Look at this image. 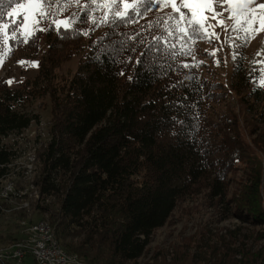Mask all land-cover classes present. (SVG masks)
<instances>
[{
    "label": "trees",
    "instance_id": "1",
    "mask_svg": "<svg viewBox=\"0 0 264 264\" xmlns=\"http://www.w3.org/2000/svg\"><path fill=\"white\" fill-rule=\"evenodd\" d=\"M2 8L0 57L4 43L7 48L11 45L10 54L17 47L31 58L38 56L41 45L44 49L32 79L15 86L6 83L7 78L0 79V183L16 158L2 139L26 130L37 119L26 107L47 98L50 140L37 150L36 186L41 200L52 202L38 209L48 213L62 250L76 255L83 264H136L153 232L168 222L178 203L204 191L211 203L224 205L229 176L240 168L242 179L223 214L264 225V127L257 128L254 118H242L249 106L230 108L214 120L210 105L223 101L226 93L220 90V83L201 78L196 68L178 67L186 58L182 55L167 59L178 68L167 76L156 70L134 72L141 52L156 43L155 37L166 35L154 23L159 16L117 30L143 41L135 53L119 56L120 60L132 56L125 65L113 64L110 57L97 59L102 45L94 42L112 31L108 26L75 25L81 30L94 29L88 36L72 31L61 36L52 27L37 32L25 44L22 37L12 39L4 28V23L14 27L22 21L21 15H7L9 0H3ZM73 13L82 14L81 9H68L64 16ZM103 15L89 11L97 22ZM150 21L153 26L149 29ZM196 42L189 41L187 48ZM108 43L103 40V45ZM129 43L135 46V41ZM152 55L158 56L154 51ZM75 58L76 71L62 76L63 65ZM236 60L232 71L236 83L230 92L240 100L242 96L259 99V91L264 89L250 85L252 78L241 57ZM122 68L125 75L118 74ZM178 99L183 103L177 105ZM174 116L184 121L180 135L172 134L179 127L173 123ZM253 231L238 227L228 239L219 233L203 236V244L196 241L191 253L192 241L188 240L179 247L182 256L178 259L174 251L171 264H264V230L255 236ZM249 240L252 243L247 247L245 241ZM259 242L262 244L253 246Z\"/></svg>",
    "mask_w": 264,
    "mask_h": 264
},
{
    "label": "rangeland",
    "instance_id": "2",
    "mask_svg": "<svg viewBox=\"0 0 264 264\" xmlns=\"http://www.w3.org/2000/svg\"><path fill=\"white\" fill-rule=\"evenodd\" d=\"M166 2H169V0H166ZM208 2L211 3L212 0H208ZM257 2L264 3V0H257ZM85 3H87V0H80L81 6ZM92 7L95 8L96 5L93 4ZM227 7H229V3H224L217 7L216 10L223 11V9ZM237 7L238 5L233 2L232 8L235 9ZM68 9L75 12L77 9H81V7H78L74 3ZM104 11H106L105 8H99L95 13L99 16L103 15ZM171 11V7L164 8L161 11H152L147 13L143 19H154L157 16ZM16 14L21 15L22 20H24L25 14H27L28 27L20 31L28 35L36 21V17L32 14L28 6V0L24 3L23 7L17 9L15 15ZM56 19L59 21L61 17H56ZM220 19L225 21L224 25H217V21L212 20L211 23L213 27L207 29L209 34L213 31L219 34V39L213 37L211 42L204 39L196 43H191L192 54L184 58L182 62L188 63L191 65L190 67L196 68L198 75L206 81L220 83V90L226 93L224 94L225 99L223 101L220 103L213 102L210 105V116L213 117L214 120L217 121L219 117L230 108L236 110L240 105L246 106L247 104L249 108L247 109L246 107L245 111H243L244 116L242 118H254L256 127L263 128L264 92L259 91L260 100H252L247 96L240 97V100L230 92V88L236 83L232 71L234 62L237 61L236 59L238 57H241L243 62L242 65L249 73V77L252 78L249 81L250 85H255L257 88L259 86L256 81L264 79V30H260V24L257 22V31L252 33L251 39L244 44L236 40L235 44L237 46L233 47L232 39L235 37L236 33L231 30L230 25L232 21L228 19V12H224ZM51 22V18L45 20L40 27L44 28ZM226 26H228L227 31L225 30ZM247 30H252L251 22ZM7 39L8 37H5L6 43ZM8 45L9 47L7 48V44L4 43L5 50L0 57V79L7 78L8 81L11 80V84L14 86L16 83L23 80L32 79L37 74L38 62L43 56L42 52L44 45H41V51L36 58H31L27 52H22L17 47H12L13 51L9 54L11 45ZM185 47L188 46L186 45ZM214 50L215 56L209 55V53ZM234 54H237L235 59ZM77 60L78 58L72 59L70 62L63 65L59 73L62 76L72 75L76 71ZM18 61H23L24 63H18ZM217 61H219V63H217ZM32 62H36L35 65ZM197 62L202 63L199 64V66H195ZM243 85L245 84L243 83ZM260 88L264 89V87ZM26 110L37 119L32 121L29 127L21 133H13L2 139V144L16 153V158L12 165L13 167L10 168L11 172H9L7 177L0 183V192L5 188L7 194L5 195L3 191L4 197L0 195V257L2 258V264H36L31 256L30 250L31 242L29 237L31 236L29 229L31 225L33 226L40 222H46L50 225L49 227L53 235V226L51 225L48 213L41 212L38 209L42 205L51 204L52 199H48V201L45 202L41 200L38 195V187L36 186L40 165L37 160L31 163L28 159V157L34 153L36 156L37 150L50 140L51 119L49 117V101L47 98L34 100L26 107ZM249 136L250 138L254 137L253 135ZM29 164L33 165L27 169ZM241 171L242 168L236 171V175L229 176V191L225 203L229 201L232 194L236 192L239 181L242 179ZM9 187L10 190L7 189ZM225 203L221 206L216 203H211L207 197V192L204 191L201 194L187 197L184 201L178 203L168 222L162 228L153 232L143 257L140 258L136 264H171L173 263L171 259L173 258L174 251H176L175 258L178 259L182 256V251L179 247L190 240L192 243L190 244L189 252H193V246L196 241L201 245L203 244L201 241V239L204 238L203 236L209 238L210 235L219 233L228 239V234L230 235V232H234L238 227L246 228L249 231L254 230V236L257 231L264 230V225L257 226L250 223H243L237 218L223 214V210L226 207L229 208ZM231 208L230 206V209ZM251 240L245 241L247 247L251 246ZM260 244L262 243L259 242L253 246ZM59 249L61 248L59 247ZM62 251L66 253L64 250ZM16 253L23 255L21 262L14 259L13 254ZM66 255L75 257L78 264H83L76 255L68 253H66ZM8 257L9 259L3 260Z\"/></svg>",
    "mask_w": 264,
    "mask_h": 264
},
{
    "label": "snow or ice",
    "instance_id": "3",
    "mask_svg": "<svg viewBox=\"0 0 264 264\" xmlns=\"http://www.w3.org/2000/svg\"><path fill=\"white\" fill-rule=\"evenodd\" d=\"M235 2L238 7L233 9L232 3ZM75 3L81 7V15L77 16L73 13L71 16L65 17L63 14L67 12L68 8ZM229 3V7L224 8L223 11H217V7ZM96 7L93 8L92 5ZM3 0H0V22L4 21V10L2 8ZM22 0H9V7L11 11L7 13L9 17L13 16L17 9L23 7ZM28 6L32 14L36 17L35 24L28 35L20 31L28 27V17L25 14L24 20L15 24L13 27L8 23H4V28L8 30L12 39H20L23 37L22 42L27 44L33 40L36 33L39 31H49L55 27L58 34L61 36L69 31L75 32L76 35L88 36L90 31L94 30H81L76 28L75 25L91 22L96 27L108 26L112 29L111 32L105 33V36L98 42L102 46L99 50L97 59L101 56L110 57L113 64H128L132 61V56L128 55L125 60H120L119 56L126 52L135 53L137 48L143 41H136V37L117 31L122 26L138 23L139 19L145 18L147 13L152 11H161L164 8L171 7L172 11L164 13L155 20L156 26H162L166 35L155 37L156 43L150 45L145 51L141 52L140 57L136 59V64L133 70L136 75L140 74L142 69L145 73L156 70L158 75L167 76L169 72H176L178 68H173L171 64L167 63L169 57L175 59L177 56H190L192 49L185 47L189 41H198L211 39L215 37L219 39V34L214 31L209 34L207 29L212 28V20L217 21V25H224L225 21L220 19L224 12H228V19L232 21L230 25L232 32L236 33L232 39V46L236 47V40L241 44L247 43L252 37V33L257 31L256 23L259 22L260 30H264V3H258L257 0H87V3L80 5V0H28ZM99 8H105L104 15L99 18L95 16L89 17V11L95 12ZM56 17H61L58 21ZM51 18L52 23L48 28L40 27V25ZM252 24V30L248 31L249 24ZM153 22L150 21L147 27L150 29ZM63 29V31H61ZM228 30V26L225 27ZM20 33L17 35V33ZM242 33V35H241ZM123 37L122 39H112L113 36ZM139 35V33H137ZM108 39L109 43L103 45V40ZM135 41V46L129 43ZM2 41H0V48H2ZM156 52L158 56H153L152 53ZM10 54V53H9ZM209 55L215 56V50L210 52ZM237 54H234V59ZM18 63H24L18 61ZM34 65L36 62H32ZM202 62H197L195 66H199ZM219 63V61H217ZM191 65L181 62L178 67L188 68ZM239 70V67L236 69ZM125 75V70L122 68L118 73ZM129 80L133 77L129 76ZM186 80H194L195 77H185ZM6 83H12L11 80ZM182 83V82H181ZM259 87H264V79L256 81ZM203 87V85H199ZM175 87V85H173ZM255 90V89H254ZM183 102L177 100L176 104L180 105ZM173 123L177 129L172 133L173 135H180L183 132L184 121L174 116Z\"/></svg>",
    "mask_w": 264,
    "mask_h": 264
},
{
    "label": "bare ground",
    "instance_id": "4",
    "mask_svg": "<svg viewBox=\"0 0 264 264\" xmlns=\"http://www.w3.org/2000/svg\"><path fill=\"white\" fill-rule=\"evenodd\" d=\"M29 161L32 163V162H36V156H35V153L32 154L30 157H28ZM33 165V164H32ZM31 164H29V166L27 167V169H29L30 167H32ZM31 173V172H30ZM13 185V184H12ZM10 190V187L7 188ZM5 195L6 194V190L5 188L2 189V191L0 192V195L2 197H4V193ZM10 196V195H9ZM2 199V198H1ZM4 200V199H3ZM50 225H48L46 222H43V224H36V225H31L30 229H29V233H30V236L29 239H30V242H38V241H42V240H45V241H53V235H52V230L51 228L49 227ZM28 227V226H27ZM27 239V237H26ZM29 241V240H28ZM26 243V242H25ZM23 244V243H22ZM15 246V245H14ZM13 246V247H14ZM21 246V245H20ZM54 246H56L58 248V255L59 256H62L63 258H65V260L68 262V264H78L77 260L75 257H71V256H67L66 253H64L61 249H59L57 243H56V240L54 239ZM11 247V246H10ZM16 249V248H14ZM26 250V249H25ZM31 253H36V246H31ZM15 251V250H14ZM8 252V251H6ZM30 252V251H29ZM19 253H16V254H13V255H17ZM27 254V253H26Z\"/></svg>",
    "mask_w": 264,
    "mask_h": 264
},
{
    "label": "built area",
    "instance_id": "5",
    "mask_svg": "<svg viewBox=\"0 0 264 264\" xmlns=\"http://www.w3.org/2000/svg\"><path fill=\"white\" fill-rule=\"evenodd\" d=\"M40 224H43V222H40ZM31 246H36V253H31V256L35 260L36 264H68L65 258L58 255V248L54 246V237L53 241L42 240L38 242H31ZM22 256V254L13 255L14 259L18 262L22 261ZM7 259H9V257L3 260ZM1 260L2 258L0 257V264H2Z\"/></svg>",
    "mask_w": 264,
    "mask_h": 264
}]
</instances>
